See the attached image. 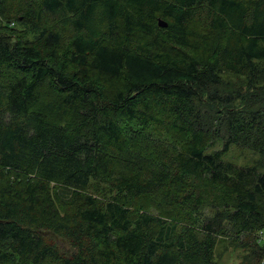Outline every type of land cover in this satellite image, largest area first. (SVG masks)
I'll return each mask as SVG.
<instances>
[{"label":"trees","instance_id":"obj_1","mask_svg":"<svg viewBox=\"0 0 264 264\" xmlns=\"http://www.w3.org/2000/svg\"><path fill=\"white\" fill-rule=\"evenodd\" d=\"M0 7V264H264V0Z\"/></svg>","mask_w":264,"mask_h":264},{"label":"rangeland","instance_id":"obj_2","mask_svg":"<svg viewBox=\"0 0 264 264\" xmlns=\"http://www.w3.org/2000/svg\"><path fill=\"white\" fill-rule=\"evenodd\" d=\"M6 16H7V11L4 10L3 8L0 7V28H4L5 29V25H6ZM16 30H22V26H13ZM28 37L31 38L32 34L28 32ZM221 79H222V83L226 86V87H232L234 88V86H236L238 84V82L240 83V81H242V77L241 76H236V75H232V74H227V73H223L221 75ZM134 135L138 134L141 136H144L142 133V130L140 131L138 129V131L135 130V132H133ZM132 134V133H131ZM145 135H149L154 139V134L153 131L150 130V133L147 134V132L145 131L144 133ZM129 136V133H128ZM221 143L219 140L216 141L215 145L213 147H210L207 152H212L214 150H217L221 147ZM226 160L233 162L236 165L239 166H251L255 163H257L259 161V157L254 154L253 151L248 150V149H243V148H239V147H232L229 151V153L227 154V156L225 157ZM262 171H264V166L262 168ZM207 191L209 194H212L210 196V198L216 194V192H214V194L209 191V189L205 190ZM92 193L96 194L97 199L101 202L104 201V199L107 200V192L105 191H101L100 189L97 188V190L95 191L94 189H92L91 191ZM58 197L60 198L57 203H60V205L62 206V208H66L65 206V201L67 199H69V193L67 191H65L64 189L59 190L58 191ZM65 200V201H64ZM209 202H212L211 199H207L206 198V204H209ZM212 213V210H210L208 207H205L202 211H201V218L204 216H207ZM243 241V238H239L237 239V237H235L233 234H231L230 232H227L225 235L218 237V242L216 244L215 247V259L216 262H218L219 264H240L242 261V258L244 256L245 253H247L248 249L247 247L242 248L240 247V242Z\"/></svg>","mask_w":264,"mask_h":264},{"label":"water","instance_id":"obj_3","mask_svg":"<svg viewBox=\"0 0 264 264\" xmlns=\"http://www.w3.org/2000/svg\"><path fill=\"white\" fill-rule=\"evenodd\" d=\"M158 25H159V27L165 28L167 26V23L159 19Z\"/></svg>","mask_w":264,"mask_h":264}]
</instances>
